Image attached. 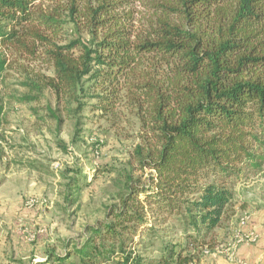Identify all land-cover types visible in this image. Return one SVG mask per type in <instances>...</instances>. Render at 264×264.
<instances>
[{"label": "trees", "instance_id": "16d2710c", "mask_svg": "<svg viewBox=\"0 0 264 264\" xmlns=\"http://www.w3.org/2000/svg\"><path fill=\"white\" fill-rule=\"evenodd\" d=\"M17 67L24 103L49 90L77 124L138 127L119 205L50 264H193L190 248H215L235 181L264 167V0H0V88ZM4 123L0 98V141Z\"/></svg>", "mask_w": 264, "mask_h": 264}, {"label": "rangeland", "instance_id": "374dc122", "mask_svg": "<svg viewBox=\"0 0 264 264\" xmlns=\"http://www.w3.org/2000/svg\"><path fill=\"white\" fill-rule=\"evenodd\" d=\"M20 64L54 76L40 62ZM25 82L26 74L17 67L0 88L5 106L0 141V264H47L49 253L73 254L89 236L86 228L105 221L109 209L119 205L124 177L131 172L132 153L140 142L138 127L126 121L112 128L105 121L81 117L77 124L62 108L58 110L49 90L39 102L24 103L31 94ZM76 185L80 192L73 189ZM233 190V214L242 198L264 199V167L244 173ZM75 199L77 205L69 203ZM28 202L34 206L28 208ZM160 236L167 242H185L181 233Z\"/></svg>", "mask_w": 264, "mask_h": 264}, {"label": "crops", "instance_id": "0c3cea01", "mask_svg": "<svg viewBox=\"0 0 264 264\" xmlns=\"http://www.w3.org/2000/svg\"><path fill=\"white\" fill-rule=\"evenodd\" d=\"M245 216L248 222L241 228L240 222ZM240 229L245 233L255 232L259 237L258 242L235 247L233 240ZM214 242L215 248L209 254L204 251L200 253L193 247L187 251L188 254L196 255L193 264H264V199L242 198L235 215L216 230ZM47 264H50L49 261Z\"/></svg>", "mask_w": 264, "mask_h": 264}, {"label": "built area", "instance_id": "2783aa9c", "mask_svg": "<svg viewBox=\"0 0 264 264\" xmlns=\"http://www.w3.org/2000/svg\"><path fill=\"white\" fill-rule=\"evenodd\" d=\"M26 206L28 208H32L34 206V203L33 202H28L26 204ZM248 222V217L245 216L241 222H240V226L241 228L246 226ZM258 235L255 233V232H248V233H245L242 231V229L238 230L236 233H235V237H234V246L235 247H238V246H241V245H252V244H256L258 242ZM205 254H209V250H205L204 251Z\"/></svg>", "mask_w": 264, "mask_h": 264}]
</instances>
